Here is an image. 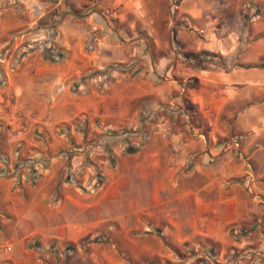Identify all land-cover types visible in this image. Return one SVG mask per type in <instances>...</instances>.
Returning a JSON list of instances; mask_svg holds the SVG:
<instances>
[{
    "label": "crops",
    "instance_id": "1",
    "mask_svg": "<svg viewBox=\"0 0 264 264\" xmlns=\"http://www.w3.org/2000/svg\"><path fill=\"white\" fill-rule=\"evenodd\" d=\"M149 1L0 0V264H68L53 253L68 244L75 248L64 253L91 264H120L137 252L163 264H246L218 249L235 242L230 225L253 222L260 205L244 186L249 177L234 179L247 172L230 157L231 143L211 138L230 132L232 148L244 143L253 155L264 146V0H166L160 25L148 20ZM121 4L135 6L139 29L114 19ZM134 60V75L109 70ZM152 81L159 84L149 91ZM10 98L13 110L3 113ZM170 108L192 115L183 128L193 133L147 123ZM16 115L29 125L10 128ZM125 126L140 127L145 157L114 171L105 155L92 157L107 177L89 190L84 146L95 156L106 132ZM78 171L86 189L72 178ZM103 232L111 247L101 259ZM147 236L158 248L136 251ZM181 247L196 250L183 255Z\"/></svg>",
    "mask_w": 264,
    "mask_h": 264
},
{
    "label": "rangeland",
    "instance_id": "2",
    "mask_svg": "<svg viewBox=\"0 0 264 264\" xmlns=\"http://www.w3.org/2000/svg\"><path fill=\"white\" fill-rule=\"evenodd\" d=\"M171 2V1H170ZM170 2L168 3V1L166 0H159L158 2H156V0H150L148 2V9L151 13H149V18L148 20H152L154 23L155 21H157V24H161L162 22H164V13H167L168 8L170 6ZM132 5V4H131ZM135 6H129L128 8H124V6L121 4V6H117L115 7V11L117 12V17L114 18L119 25H125L127 27H130V24L133 25L135 27V29H139V27L142 26L143 23H141V20L137 17V15L135 14V12L133 11V8ZM159 8V10H158ZM124 9H129L127 10L128 12L124 13L125 10ZM125 14V17L121 16V14ZM54 21L49 22V25L51 23H53ZM132 27V26H131ZM155 36V35H154ZM153 45V44H152ZM155 48L152 47V49L150 50L152 54L155 53ZM161 53V52H160ZM50 54H56L55 52H51ZM52 55V56H53ZM156 54L153 55V57H155ZM162 55H169V54H165L164 52L162 54H160V57ZM141 58V57H140ZM138 58V59H140ZM145 66V65H143ZM142 66V69L145 68ZM132 67V68H130ZM135 67V68H134ZM148 67L150 68V70H148V72L151 73V75L153 74H158L159 70H157V67H154L153 69H151V67L148 65ZM112 68H117V70L122 72L123 70H130V72L133 73H137L139 70H136V60H134L133 64L131 66H121V65H117L115 67H109V70H111ZM162 73V72H160ZM159 73V75H161ZM89 76H91V73L89 74ZM88 77V76H87ZM180 84L181 86L184 85L186 86L187 84V80L185 77H180ZM157 84H159V82H149L148 84V89L149 91H154V89L156 88ZM154 93V92H153ZM154 95V94H152ZM13 106V101L10 98L8 103L4 106V108L2 109V112L5 113L7 112H11L13 110L12 108ZM14 113V112H13ZM188 114H190L188 111H178V110H173V109H166V110H160L157 111L155 110V112H153L152 114H149L147 123L149 124H154L159 122L160 120L163 121H167L168 123H179L180 127H182L183 131L189 135L191 133H193V130L190 129H186L184 130L183 125L187 122H190V116L192 117V115L187 116ZM13 119H11L12 121ZM15 122L16 124H20L19 128H25L29 125V121L26 117L22 116V115H16L15 116ZM20 121H24L20 122ZM95 123H99L100 120L99 118H95L94 119ZM194 122V119L192 118V120ZM14 123H10L9 126H11L10 128H15V124ZM145 123V122H144ZM87 124V122H86ZM146 126V124L144 125V127ZM17 127V125H16ZM149 127V126H148ZM18 129V128H17ZM88 132V131H87ZM86 134V142H92L93 140H91V138L89 139V132ZM140 127L138 128H134V126H130V127H123V128H117V129H109L106 132V137L101 138L100 140V147L102 148V152L100 153H96L95 156L90 155V149H91V145H85L84 146V150L83 152L85 153V155L83 157L84 161L82 162V166L83 168L87 167H93V183L90 184L89 186V190H93V189H98L100 187L103 186V184L105 183L106 177L107 175L105 174L104 170L100 168V165L98 164V162H95L96 160H98L99 158L103 157V155H105V158L108 159L107 162V168L109 170H117V169H121V170H126L127 167L129 166L130 163H139V157H145V155L139 154V152L141 151V149L143 148V146L147 143V141H141L139 139L140 136ZM201 132H205L204 130ZM247 134V133H245ZM230 132L227 134V136H224V138L219 139V137H215V138H211V143H216V142H220L221 141H225V142H229L231 143V145L229 146V153H230V157H238L240 158V163L241 165H239V167L243 169V171L246 173L243 175L242 178H235L238 181H242L243 178L245 177H249L248 178V183L245 184V188L247 189V191L251 194L252 197H254L259 205H260V209H259V213L256 216V218L253 220V222H248L249 224H243V226L240 225H230V235H231V239L232 241L238 242L239 244L233 242V244H229V246L226 247V251L223 252L222 248H219L218 251L220 254V256H224L225 258H231L234 260V262L239 263L241 261H245L246 264H256L257 262H260L261 260L264 261V146L262 147L257 146L256 148L261 149L260 151L256 152V154H251L252 151L251 150H244L243 152V145L244 143L240 146H237L240 148V151H236L235 148H232V144H233V134L231 136ZM194 139H205V137L200 136V137H193ZM93 139V138H92ZM146 139V138H145ZM233 139V140H232ZM139 140V141H138ZM242 140V139H241ZM264 141V140H263ZM144 142V143H141ZM202 145V144H201ZM235 147V146H234ZM207 148V147H206ZM164 150V149H163ZM199 150H201L199 148ZM74 152L72 150V147L70 149H63L61 151V153L63 152ZM107 153V154H106ZM242 153V155H241ZM92 157H97L95 158L96 160L92 159ZM123 157V158H122ZM164 157V156H163ZM72 178L74 180L75 183H77L79 186H83L84 178L81 179V177L84 175V173L82 174V172L78 171L76 172V174L74 172H72ZM82 174V175H81ZM99 174V175H98ZM98 175V176H97ZM101 177L98 178V177ZM246 179V178H245ZM100 182V183H99ZM237 181H233L231 180L229 182V184L234 183ZM244 184V183H243ZM89 185V184H88ZM228 185V184H227ZM84 187V186H83ZM85 188V187H84ZM86 189V188H85ZM139 229H137L138 231ZM135 233L132 235L134 236ZM136 237V235H135ZM245 237L247 238V240H251V244H247L244 246H240L241 245V240L242 238ZM137 239V237H136ZM98 242H100V246H99V250L98 253L100 254V257L102 259V256H104L106 253H108L109 248L111 247L108 243V235L107 232H103L101 233V235H99L97 237ZM119 243V245L123 246V242L121 241H117ZM141 244H148L150 247L156 249L158 248V243L157 240H155L154 237H149L147 236L144 240H141L139 242H134V248H136V251H139L140 247L139 245ZM71 245V244H68ZM66 245L64 248L62 247L60 250H56L53 251V253L57 256V261L60 262L62 261V263L67 262L68 264H91V262H89V260H87V262L82 261L81 257H77V256H70V254H67V252L64 253V251L69 249L67 248ZM195 251L196 248H194L193 250L190 248H185V247H181V251ZM183 255H186L185 252H183ZM203 252V251H202ZM69 253V252H68ZM139 252H137V256H131V254L129 256H123V259L121 258L122 263L120 264H163V261L158 257V256H153V255H146V254H142V255H138ZM201 254H206V253H201ZM230 255H232V257H230ZM105 259V258H104ZM60 260V261H59ZM107 260V259H106ZM105 260V261H106ZM197 263L200 262H206V260L202 257H200L199 259L196 260ZM181 264H185V263H181Z\"/></svg>",
    "mask_w": 264,
    "mask_h": 264
},
{
    "label": "trees",
    "instance_id": "3",
    "mask_svg": "<svg viewBox=\"0 0 264 264\" xmlns=\"http://www.w3.org/2000/svg\"><path fill=\"white\" fill-rule=\"evenodd\" d=\"M183 54V56L186 58V59H189V60H192V61H195L196 63L197 62H199L202 58V56H200V58H198V55H196V54H189V53H182ZM49 58H51V57H49ZM200 59V60H199ZM99 175V174H98ZM97 175V176H98ZM98 178H100L101 179V177L99 176ZM100 183V182H99ZM67 248L68 249H73V248H75L73 245H68L67 246Z\"/></svg>",
    "mask_w": 264,
    "mask_h": 264
},
{
    "label": "built area",
    "instance_id": "4",
    "mask_svg": "<svg viewBox=\"0 0 264 264\" xmlns=\"http://www.w3.org/2000/svg\"><path fill=\"white\" fill-rule=\"evenodd\" d=\"M20 122H23L24 123V121H20ZM15 124V126H16V123H14ZM19 124H21V123H19Z\"/></svg>",
    "mask_w": 264,
    "mask_h": 264
}]
</instances>
